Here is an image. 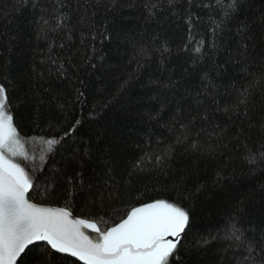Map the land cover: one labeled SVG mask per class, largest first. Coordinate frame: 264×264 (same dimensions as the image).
Listing matches in <instances>:
<instances>
[{"label":"trees","instance_id":"16d2710c","mask_svg":"<svg viewBox=\"0 0 264 264\" xmlns=\"http://www.w3.org/2000/svg\"><path fill=\"white\" fill-rule=\"evenodd\" d=\"M230 2L220 0L222 8L217 0H177L175 7L168 0H0V84L9 89L13 112L23 93L30 101L18 111L22 137L60 140L82 122L43 162L42 145L25 144L30 159H18L33 174L29 198L67 202L74 216L102 228L140 203L179 201L194 209L182 239L184 264H248L249 246L260 238L264 165L252 168L244 157L264 150V80L256 79L255 65L247 73H213L214 87L204 94L196 75H188L204 64L213 21ZM252 4L259 15L264 3ZM193 87L199 95L185 91ZM245 89L247 106L236 108ZM85 143L92 155L79 160ZM241 201L235 241L228 238L229 217Z\"/></svg>","mask_w":264,"mask_h":264},{"label":"snow or ice","instance_id":"6c2138e0","mask_svg":"<svg viewBox=\"0 0 264 264\" xmlns=\"http://www.w3.org/2000/svg\"><path fill=\"white\" fill-rule=\"evenodd\" d=\"M168 3L175 7L177 0H168ZM217 6L223 8L220 0H217ZM252 8V0H231L222 15L218 14L220 18L213 21L215 27L212 29L210 50L201 56L205 62L188 71L189 77L196 75L204 94L214 87L211 79L213 73L218 77L235 71L247 73L255 65L259 71L256 79L264 80V8L259 15ZM43 23L47 24L48 21L44 20ZM203 44L201 41L194 51L200 53ZM145 53L146 49L141 48L138 55ZM255 83L256 80L251 81L250 88ZM185 91L200 94L196 87L191 90L186 88ZM248 92L249 89H245L240 94L243 98L237 101L236 108L242 104L247 106ZM78 95L83 93L78 90ZM26 101L30 102L28 93H23L17 99V112H13L9 89L0 84V264H67L62 257H74L82 264H184L182 239L192 230L194 209L185 207L179 201L152 199L140 203L132 207L118 223L102 228L96 220L74 216L67 202L64 206H52L33 202L29 198L31 190L35 188L33 174L18 159L23 158L25 162L30 159L25 144H41L39 159L43 162L47 154L54 152L63 138L72 135L82 122L76 120L60 140L38 137L25 141L18 130V121L23 119L18 111ZM259 127L261 134H264V123ZM251 128L252 125H249V138ZM243 133L242 128L238 135ZM180 142L178 137L177 143ZM81 147L83 154H78L76 158L83 160L84 157H91L92 146L85 143ZM198 148L199 145H192L193 150ZM162 159L157 156V164ZM244 159L252 168L258 163L264 165V150L257 152L249 149ZM217 177L216 183L219 184L224 177L219 172ZM235 177L236 173L233 172L231 178ZM203 188L200 185L196 192H202ZM186 199L191 200V197ZM242 205L243 201L235 205L236 216L229 217L228 238L235 241H241V236L237 234L240 232L237 218L244 211ZM258 216L260 238L255 246H249L246 257L248 264H264V207ZM85 230L96 233V237H90ZM203 243L207 244L208 241ZM256 248L260 251L253 255Z\"/></svg>","mask_w":264,"mask_h":264},{"label":"water","instance_id":"95a60500","mask_svg":"<svg viewBox=\"0 0 264 264\" xmlns=\"http://www.w3.org/2000/svg\"><path fill=\"white\" fill-rule=\"evenodd\" d=\"M86 231V233L90 236V237H93V238H95L96 237V233H93V232H91V230H85Z\"/></svg>","mask_w":264,"mask_h":264}]
</instances>
